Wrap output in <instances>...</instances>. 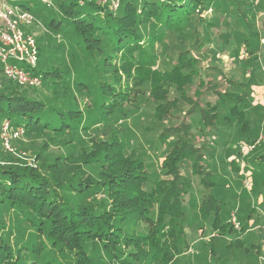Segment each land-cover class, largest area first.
Masks as SVG:
<instances>
[{"label":"trees","instance_id":"16d2710c","mask_svg":"<svg viewBox=\"0 0 264 264\" xmlns=\"http://www.w3.org/2000/svg\"><path fill=\"white\" fill-rule=\"evenodd\" d=\"M4 1L33 15L48 6L43 20L52 33L68 37L70 42L66 52L71 60L68 65L63 63L64 68L41 69L37 64L32 69L34 74L41 75L45 90L50 91V95L40 98L30 95V86H21L0 73V125L8 120L13 126H23L25 134L38 136L43 140L42 145L57 136L65 137L66 143L72 146L65 155L76 153L80 158L85 153L86 156L81 157L84 162L79 166L55 174L58 154L50 158L42 149H35L32 154L39 164L32 168L19 162L9 164L16 157L12 153H6L4 157L0 152V158L8 161L3 164L0 159V264L174 262L179 257L177 254L187 246L181 225L185 220L182 194L189 193L190 169L192 174L201 177L207 189L201 196L198 210L205 213L224 203L222 191L215 186L208 189V184L216 182L210 175L211 171L203 166L209 163L205 164L203 158L204 146L194 143L193 131L204 128V125L212 131L220 129L225 116H228L227 108L230 115L240 114L242 119L244 109H236V102L230 105L233 100L228 102L226 93H222L217 107L213 104L209 110L199 107L195 111L197 105L192 104L186 112L189 116L195 115L190 123L182 122L181 126L170 124V117L179 100L185 96L184 86L187 87L189 82L192 84L196 77L199 78L198 86H203L200 65L203 58L194 56L191 51H198L210 42L226 46L230 37L226 31L232 29L235 33L237 26L229 27L226 17L234 16L238 25L244 26L245 22L242 12L238 8L230 10L229 5L244 6L246 2L120 0L116 9L112 8V2L101 3L100 0H48L49 4L42 0ZM212 11L208 22L205 13ZM215 11H222L225 16H217ZM150 24H154L152 31L147 29ZM209 25L221 26L222 32L214 38L212 33L204 34ZM169 32L176 33L175 37L181 39L190 37V50L183 44L177 46L180 47L178 50L170 49L166 36ZM254 45L255 52L258 49L256 43ZM174 57L180 59L181 66L174 64L169 70L158 69V62L166 58L170 61ZM109 72H112L113 79L107 78ZM164 83L177 95L172 97L177 98L176 105L173 103L174 107L164 112L159 96H155L157 102L153 101L150 123L140 122L138 106L127 107L125 103L139 87L149 85L155 89ZM227 93H234L231 99L235 96L240 101L244 99L243 93ZM87 97L88 105L84 100ZM81 106L84 110H80ZM130 117L136 132L137 126L150 139L149 142L164 150L163 165H159L160 170L151 168L147 180H142L146 174L141 170H147L153 162L146 159L149 156L145 149L140 146L127 149L129 132L133 134L126 123ZM123 121L124 132L119 135L114 130L111 142H99L95 148L74 151L73 143L76 141L85 148L83 133L108 125L114 129V124ZM152 130L158 132L157 138H150ZM184 162L188 169L186 172L182 171ZM255 165L252 174L259 182L256 194L260 197L264 192V154L255 161ZM104 166L110 171L101 170ZM115 172L120 174L115 175ZM100 185L104 189L103 195L97 199L101 191L96 188ZM152 203L156 205L150 213ZM108 207L112 209L108 211ZM6 211L10 212L14 223H5ZM149 215L156 222L141 219ZM219 218L214 219V225ZM137 219L147 233H134V227L131 231L125 227ZM5 227L9 228L7 232L11 229L18 231L19 242L9 240L3 233ZM153 227L157 230L151 234ZM63 246L67 254L61 255Z\"/></svg>","mask_w":264,"mask_h":264},{"label":"rangeland","instance_id":"374dc122","mask_svg":"<svg viewBox=\"0 0 264 264\" xmlns=\"http://www.w3.org/2000/svg\"><path fill=\"white\" fill-rule=\"evenodd\" d=\"M100 1L101 3L109 1V4L112 2V8L116 9L120 5V0ZM244 1L246 2L244 6L237 4L232 7V5L228 4L231 6L229 7L230 10L233 9L234 11L238 8L242 12L243 21L245 22L244 26L241 24L238 25L237 21L234 20V16L226 17L230 22L228 24L229 27L230 25H237L235 27V33L232 29L226 31L225 34H230L226 46H222L217 42H210L208 44L205 43L198 51L196 49L191 51L194 56L203 58L200 61L202 70L201 78H203V82L201 83L203 86H198V77L194 79L192 84L189 82L187 87L184 86L185 96L181 98V101L179 100L177 109L173 111V116L171 115L170 117L172 119L170 124L180 125L182 122L190 123L194 121L195 115L190 114L189 116L186 112L192 108V104L197 105L195 111H198L199 107L209 110L208 108L213 104H216L215 107H217L222 93H226L228 102L233 100L229 102L230 105L236 102V109H244L242 119L240 114L236 116L230 115L227 108L226 114L228 116H225V121L222 123V128L220 129L212 131L204 125V128L193 131L195 132L194 143L204 146L202 149L205 152L203 158L205 164L209 163V165L203 166L205 170L211 171L210 175L212 177L214 176V181L218 183L208 184V189L215 186L219 191H222V200L224 203H221L218 207L210 208L205 213L199 211L198 206L201 201V196L207 189L201 182V177L197 174H192L190 169V174H188L191 179L189 193L182 194L185 203V220L181 225L187 239V246L177 254L179 257L169 264H264V192H262V196H257L258 194L256 192L259 182L256 176L252 174V170L256 167L255 161L258 160L261 154H264V0ZM4 2L8 3L7 1ZM10 5L12 6V4ZM47 8L48 6H45V9L40 10L39 13L32 14L33 18L31 21L29 23H20V28L35 38L38 46L39 63L37 62V64H39L41 69H52L53 66L64 68V64L68 65V61L71 60L70 55L66 52L70 41L68 37L66 39L62 34L59 35L57 32L54 34L46 27L43 15H47ZM20 10L23 9L21 8ZM214 14L221 17L225 16L222 11H215ZM212 15L213 11L205 13L204 17L206 21H211L210 17ZM1 24L2 22L0 20ZM237 27L239 30L238 34ZM147 29L152 31L154 24L147 25ZM200 29L202 30V26ZM220 31L222 32L221 26L215 27L209 25L204 29V34L206 32L212 33L214 38V36H218ZM223 31L225 30L223 29ZM166 36L169 38L168 47L170 49L178 50L180 47L177 46L183 44L190 50V44L192 43L190 37L181 39L180 37H175L176 33L174 32H169ZM255 43L258 50L254 52ZM11 62L19 66H24L21 62ZM174 64L181 66L180 59L174 57L168 61L166 58L164 61L157 63L158 69L161 71L165 68L169 70ZM157 65L154 66L156 67ZM176 70L178 71L179 68ZM183 71L185 70L182 69V73H184ZM0 73L1 75L4 74L3 71ZM107 78L113 79L112 72L107 74ZM232 82H235L237 85H232ZM45 89V84L42 85L41 83L39 86L29 87V93L31 96L33 95L37 98L50 95V91ZM228 91L243 93L244 99L240 101V98L237 96L231 99L234 93L231 95L227 93ZM155 96H159L158 101L162 102L160 107L164 109V112H167L169 107L172 108L177 103V98L172 99L173 96H177L174 90L170 89L167 83H164L155 89L149 85L139 87L136 89L134 95H130L129 102L125 103V105L127 107L138 106L137 116H139L140 122L150 123L153 112V101L157 102L154 100ZM84 100L88 105V97ZM173 103L175 104L173 105ZM80 110H84V107L81 106ZM244 120H248V122L244 123ZM124 123L125 121L119 122L118 125L114 124V129L108 125L97 131L94 129L87 134L83 133L85 148L82 147L81 142L76 141L73 143L75 147L74 151L81 152V150L95 148L99 142H111L114 136V130L119 135L124 132L122 131L124 130L122 129L125 125ZM126 123L130 125V131L133 133L131 134L129 132L130 139L128 140L129 147L127 149L130 150V148L140 146L145 149L149 156V158L146 156V159H150L153 162V166L147 170H141L142 174H146L142 180H147L151 168L158 170L159 165H163L162 155L164 154V150L162 147L157 146L156 143L149 142L150 139L137 126L136 132L132 125L133 120L131 117ZM245 127L246 129H244ZM157 134V131L152 130L150 138H157ZM250 134L251 136L249 137ZM32 135L33 133L30 136L24 133L21 137L13 139L10 149L2 145L0 138V152L2 155L5 157L6 153H12L16 157L11 159L9 164L19 162L22 166L27 165L28 167L37 168L39 161L32 154L35 149H42L44 153L49 154L50 158L58 154L56 158L59 159H56L55 174L70 170L84 162L81 157H85V153L80 158L77 157L76 153H72L73 155H65L68 154L67 150L72 149V146L66 143L65 137L57 136L45 143V145H42L43 140L36 135ZM242 144L253 145L252 150L244 153L240 147ZM63 154L64 156L60 157ZM124 154L129 155L128 153ZM17 158L20 160H17ZM0 159L3 164L8 162L6 159ZM185 162L189 163L191 161ZM185 162L183 165L185 167L182 168L184 172L188 170ZM257 168L258 170L261 169L260 166ZM101 170L110 171L106 166ZM130 172L128 171L127 173ZM114 174L117 175L120 173L115 172ZM101 177H103V174ZM159 177H162L161 173ZM245 178H248V186L244 183ZM134 183L136 185V181ZM102 185L104 184L102 183ZM96 190L101 191L96 196L99 199V196L102 197V190L104 189H101L100 185ZM192 202L196 203L191 206ZM155 205L156 203L150 204V213ZM111 209L109 208L107 210L109 211ZM5 216L6 224L7 222L14 223L9 211H6ZM150 217L151 215L142 217L141 219L151 220ZM216 217L220 218L218 223L214 225V219ZM151 222L154 223L156 221L151 220ZM125 227L129 231L134 227L135 229H132L134 233H147V230L140 225L138 219L134 223L128 222ZM7 229L9 230V228L5 227L3 233L8 236L9 240L11 242H19L17 238L19 236L18 231L11 229V231L7 232ZM155 230L157 229L153 227L151 234ZM0 233H2L1 228ZM62 248L61 255L67 254V249L64 246Z\"/></svg>","mask_w":264,"mask_h":264},{"label":"built area","instance_id":"2783aa9c","mask_svg":"<svg viewBox=\"0 0 264 264\" xmlns=\"http://www.w3.org/2000/svg\"><path fill=\"white\" fill-rule=\"evenodd\" d=\"M42 1L50 3L48 0ZM20 9L0 1V20L2 22L0 25V65L4 75L19 85L39 86L41 75L32 72L38 62V46L35 38L20 28V23H29L33 16L28 11ZM11 61L21 62L24 66H19ZM24 133L23 126H13L8 120L2 121L0 125L1 142L7 149H10L13 139L21 137ZM240 147L245 153L251 151L253 145L242 144ZM244 183L248 186V178H245Z\"/></svg>","mask_w":264,"mask_h":264}]
</instances>
